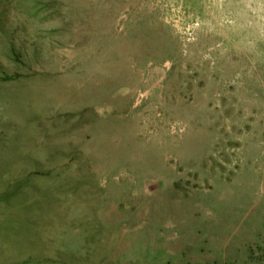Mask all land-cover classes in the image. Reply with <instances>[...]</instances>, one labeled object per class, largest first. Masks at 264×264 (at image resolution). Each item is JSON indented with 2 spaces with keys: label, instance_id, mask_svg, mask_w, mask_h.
I'll list each match as a JSON object with an SVG mask.
<instances>
[{
  "label": "rangeland",
  "instance_id": "374dc122",
  "mask_svg": "<svg viewBox=\"0 0 264 264\" xmlns=\"http://www.w3.org/2000/svg\"><path fill=\"white\" fill-rule=\"evenodd\" d=\"M0 264H264V0H0Z\"/></svg>",
  "mask_w": 264,
  "mask_h": 264
}]
</instances>
